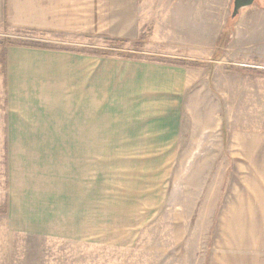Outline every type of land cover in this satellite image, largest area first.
I'll list each match as a JSON object with an SVG mask.
<instances>
[{
	"label": "rangeland",
	"instance_id": "1",
	"mask_svg": "<svg viewBox=\"0 0 264 264\" xmlns=\"http://www.w3.org/2000/svg\"><path fill=\"white\" fill-rule=\"evenodd\" d=\"M173 1L54 0L53 29L0 26L7 44L96 52L97 107L115 108L77 233L0 216V264H264V72L217 62L236 17L193 45L202 13Z\"/></svg>",
	"mask_w": 264,
	"mask_h": 264
},
{
	"label": "crops",
	"instance_id": "2",
	"mask_svg": "<svg viewBox=\"0 0 264 264\" xmlns=\"http://www.w3.org/2000/svg\"><path fill=\"white\" fill-rule=\"evenodd\" d=\"M232 1H173L183 15L202 13L190 29L207 36H192L191 44L222 43ZM53 7L54 0H0V26L53 29ZM222 45L217 62L244 77L247 68L264 72V0L240 9ZM95 54L0 39V216L14 230L73 236L71 224L77 233L92 208L94 161L88 158L97 157V139H115L97 138V119L110 128L115 108L97 107Z\"/></svg>",
	"mask_w": 264,
	"mask_h": 264
},
{
	"label": "water",
	"instance_id": "3",
	"mask_svg": "<svg viewBox=\"0 0 264 264\" xmlns=\"http://www.w3.org/2000/svg\"><path fill=\"white\" fill-rule=\"evenodd\" d=\"M255 0H233L232 9L230 13L231 18L238 16L240 9L248 7L254 3Z\"/></svg>",
	"mask_w": 264,
	"mask_h": 264
},
{
	"label": "trees",
	"instance_id": "4",
	"mask_svg": "<svg viewBox=\"0 0 264 264\" xmlns=\"http://www.w3.org/2000/svg\"><path fill=\"white\" fill-rule=\"evenodd\" d=\"M118 42H121V41H119V40H117ZM113 42H116V40L115 41H113ZM105 53V52H104ZM103 55V54H102Z\"/></svg>",
	"mask_w": 264,
	"mask_h": 264
}]
</instances>
